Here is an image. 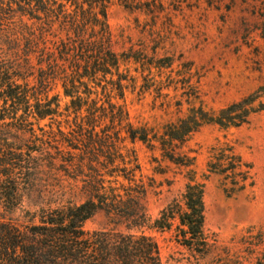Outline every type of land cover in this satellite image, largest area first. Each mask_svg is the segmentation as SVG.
Listing matches in <instances>:
<instances>
[{"label": "rangeland", "instance_id": "1", "mask_svg": "<svg viewBox=\"0 0 264 264\" xmlns=\"http://www.w3.org/2000/svg\"><path fill=\"white\" fill-rule=\"evenodd\" d=\"M105 23L112 59L78 85L80 118L56 80L54 114L23 124L45 139L41 153L26 155L28 133L2 131L26 163L14 172L20 200L0 202V219L25 230L43 210L92 198L101 208L84 231L148 235L161 264H264V110L238 126L165 134L191 109L212 115L264 87V0H107ZM190 181L204 184V246L182 243ZM163 209L174 217L158 229Z\"/></svg>", "mask_w": 264, "mask_h": 264}, {"label": "trees", "instance_id": "2", "mask_svg": "<svg viewBox=\"0 0 264 264\" xmlns=\"http://www.w3.org/2000/svg\"><path fill=\"white\" fill-rule=\"evenodd\" d=\"M105 2L0 0V202L9 209L20 200L14 172L26 162L22 149L3 136L2 131L28 133L34 145L26 155L41 153L45 139L25 125L31 124V119L39 121L54 114L57 96L47 98V92L56 80L62 82V94L70 98L66 105L69 115L80 118L82 98L78 85H84L83 78L90 71H105L106 62L112 59L109 51L103 50L107 28ZM12 17L13 23L9 21ZM23 17L30 22H23ZM55 24L65 31V39L56 38ZM8 47L11 52L7 56L4 51ZM260 110H264V87L212 115L201 108L191 109L187 117L168 126L165 134L170 140H180L203 123L238 126ZM203 195L202 182L186 184L184 209L177 217L183 232L182 243L188 247L205 244ZM100 208L92 198H87L65 208L43 210L39 223L25 230L0 219V264H161L158 246L148 235L84 231L82 223ZM167 211L163 209L154 220L156 228L170 227L168 220L174 213Z\"/></svg>", "mask_w": 264, "mask_h": 264}]
</instances>
